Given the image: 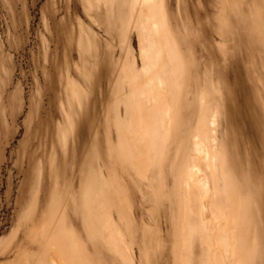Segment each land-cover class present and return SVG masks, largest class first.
Returning <instances> with one entry per match:
<instances>
[{
  "label": "rangeland",
  "instance_id": "rangeland-1",
  "mask_svg": "<svg viewBox=\"0 0 264 264\" xmlns=\"http://www.w3.org/2000/svg\"><path fill=\"white\" fill-rule=\"evenodd\" d=\"M158 2L0 0V264H264V0Z\"/></svg>",
  "mask_w": 264,
  "mask_h": 264
},
{
  "label": "bare ground",
  "instance_id": "bare-ground-1",
  "mask_svg": "<svg viewBox=\"0 0 264 264\" xmlns=\"http://www.w3.org/2000/svg\"><path fill=\"white\" fill-rule=\"evenodd\" d=\"M137 3H140L142 5V7H144L145 10L146 9L148 10L149 13L146 16L147 22L150 24L151 29L153 30L151 32H154V35L156 36V34L161 30V23L158 19H154V12H150V11H151V9L154 10V7L159 3L158 0H137ZM159 45H161V44H159ZM154 47H155V45H154ZM153 66L158 67L159 63L155 62L153 64ZM158 70L159 69H156L157 74H156V71L154 70L155 71L154 72L155 78H153V77L148 78V85L152 89L155 87V85H157L159 88L164 87L163 78H162L161 74H159ZM154 89L157 90L156 87ZM155 90H152V91L154 92ZM145 95H147V94H145ZM161 99H165V98H161ZM165 103H166V101H165ZM166 109H167V107L165 108V106H164L163 107V113H164L163 115H165ZM208 129H209V126L206 124V122H203L201 125V132H200V134L197 135V139L194 141L196 144V151H197L198 157L195 159L194 163L192 164L191 169L190 168L188 169L187 178L185 179V185H186L187 193L190 197H191V195L197 194V197H199L201 204L199 206H195V205L194 206L197 208L198 211L200 210V213L203 215L206 212V210L208 209L207 205L205 204V198L210 199L211 204H212L211 207L212 206L214 207L216 199L218 198V195H219V190H220V182L218 180V174H217L218 156H217L213 142H211L209 140ZM214 139H215V137H214ZM203 164H205L207 167H209L212 170V172H213V184H212V180L209 177V174H207L204 171V168H203L204 165ZM193 198H195V197L193 196L192 199ZM188 208L191 210V207H189V205L187 206V209ZM213 215H214V213H213ZM213 217H215V216H213ZM219 219L220 218H218L216 220H219ZM122 247H124V244L122 245ZM125 249L126 248H123L122 250H125ZM230 250H231V248H230ZM126 253H128V252H126ZM229 254L231 255V252H229ZM53 264H63V263L61 261H59L57 258H55L53 260Z\"/></svg>",
  "mask_w": 264,
  "mask_h": 264
}]
</instances>
